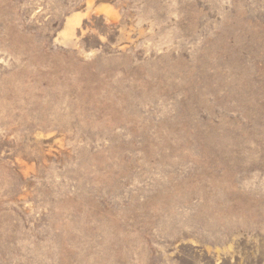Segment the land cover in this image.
I'll use <instances>...</instances> for the list:
<instances>
[{
  "label": "rangeland",
  "instance_id": "374dc122",
  "mask_svg": "<svg viewBox=\"0 0 264 264\" xmlns=\"http://www.w3.org/2000/svg\"><path fill=\"white\" fill-rule=\"evenodd\" d=\"M0 264H264V0H0Z\"/></svg>",
  "mask_w": 264,
  "mask_h": 264
}]
</instances>
